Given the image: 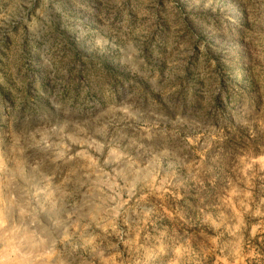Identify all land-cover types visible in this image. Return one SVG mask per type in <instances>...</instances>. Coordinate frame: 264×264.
<instances>
[{
    "label": "rangeland",
    "instance_id": "rangeland-1",
    "mask_svg": "<svg viewBox=\"0 0 264 264\" xmlns=\"http://www.w3.org/2000/svg\"><path fill=\"white\" fill-rule=\"evenodd\" d=\"M0 264H264V0H0Z\"/></svg>",
    "mask_w": 264,
    "mask_h": 264
}]
</instances>
